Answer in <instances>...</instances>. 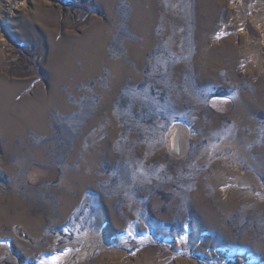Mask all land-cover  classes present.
I'll use <instances>...</instances> for the list:
<instances>
[{
    "label": "rangeland",
    "instance_id": "1",
    "mask_svg": "<svg viewBox=\"0 0 264 264\" xmlns=\"http://www.w3.org/2000/svg\"><path fill=\"white\" fill-rule=\"evenodd\" d=\"M0 264H264V0H0Z\"/></svg>",
    "mask_w": 264,
    "mask_h": 264
},
{
    "label": "bare ground",
    "instance_id": "2",
    "mask_svg": "<svg viewBox=\"0 0 264 264\" xmlns=\"http://www.w3.org/2000/svg\"><path fill=\"white\" fill-rule=\"evenodd\" d=\"M4 95L5 94H4L3 90H2V88H0V97H3ZM0 106H1V101H0ZM126 264H131V263L127 262Z\"/></svg>",
    "mask_w": 264,
    "mask_h": 264
}]
</instances>
